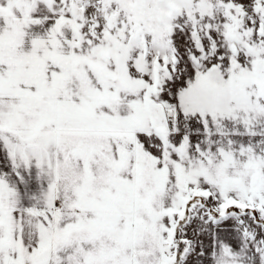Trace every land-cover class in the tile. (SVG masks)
Here are the masks:
<instances>
[{
    "label": "snow or ice",
    "instance_id": "snow-or-ice-1",
    "mask_svg": "<svg viewBox=\"0 0 264 264\" xmlns=\"http://www.w3.org/2000/svg\"><path fill=\"white\" fill-rule=\"evenodd\" d=\"M0 264H264V0H0Z\"/></svg>",
    "mask_w": 264,
    "mask_h": 264
}]
</instances>
